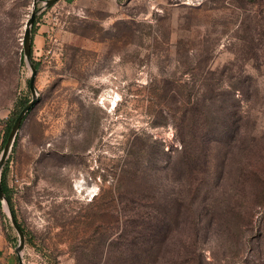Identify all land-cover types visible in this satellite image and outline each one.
Segmentation results:
<instances>
[{"label":"rangeland","instance_id":"374dc122","mask_svg":"<svg viewBox=\"0 0 264 264\" xmlns=\"http://www.w3.org/2000/svg\"><path fill=\"white\" fill-rule=\"evenodd\" d=\"M33 9L0 167L23 264H264V0H0V153Z\"/></svg>","mask_w":264,"mask_h":264},{"label":"water","instance_id":"95a60500","mask_svg":"<svg viewBox=\"0 0 264 264\" xmlns=\"http://www.w3.org/2000/svg\"><path fill=\"white\" fill-rule=\"evenodd\" d=\"M55 1L57 0H44V3L46 6H50L51 4H53ZM37 2V0H33V4H35ZM35 13L36 10L33 9L29 15V17L27 18L26 22H25V27H24V31H23V36H22V44H23V54H24V58L26 60H28L29 63V67H30V76H29V81H28V85H29V90L31 93V98L30 100L21 108V110L18 112V114L16 115V117L14 118L11 126H10V130L8 132L6 141L3 145V148L1 150L0 153V167L2 166L4 160L6 159L14 141L16 138V135L18 133V130L21 126L22 121L24 120V117L26 115V113L33 107V105L37 102L38 100V95L36 92V88H35V75H36V68L34 67V65L29 61L30 58V29H31V25L33 23L34 17H35ZM0 202L1 205L4 206V203L7 206V216L12 224V226L14 227V229L17 232L18 235V243L15 247V251L18 255V264H23L22 259L20 257V252L24 246V233L23 230L21 229V227L19 226V224L16 221V218L12 212V210L10 209L7 199L2 191L1 188V182H0Z\"/></svg>","mask_w":264,"mask_h":264},{"label":"trees","instance_id":"16d2710c","mask_svg":"<svg viewBox=\"0 0 264 264\" xmlns=\"http://www.w3.org/2000/svg\"><path fill=\"white\" fill-rule=\"evenodd\" d=\"M30 53H31V49H30ZM33 65H34V67L37 69V63L33 62ZM28 101H29L28 99H25L22 103H17V104H16V106L19 108V111L21 110V108H22V107H23ZM13 120H14V119H9V120L6 121V124H5V127H4V134H3L2 143H5V141H6V138H7V135H8V132H9V130H10V126H11ZM183 146H184V144H183ZM0 182H1V188H2V191H3V193H4V195H5V197H6L7 201H8V203L10 204V207H11L10 195H9V190H8L7 184H6V182H5V180H4L3 178H1ZM117 185H118V184H116V186H117ZM263 202H264V200H263ZM11 210H12V212H13L12 207H11ZM13 214H14V212H13ZM14 216H15V214H14ZM16 221H17V220H16ZM17 223H18V222H17ZM18 224H19V223H18ZM19 226H20V225H19ZM20 227H21V226H20ZM21 229H22V227H21ZM22 230H23V229H22ZM23 233H24V231H23Z\"/></svg>","mask_w":264,"mask_h":264},{"label":"bare ground","instance_id":"6f19581e","mask_svg":"<svg viewBox=\"0 0 264 264\" xmlns=\"http://www.w3.org/2000/svg\"><path fill=\"white\" fill-rule=\"evenodd\" d=\"M4 206H5V208H6L5 210L7 211V206H6V204H5V203H4Z\"/></svg>","mask_w":264,"mask_h":264}]
</instances>
